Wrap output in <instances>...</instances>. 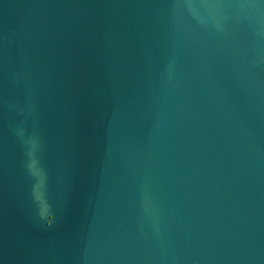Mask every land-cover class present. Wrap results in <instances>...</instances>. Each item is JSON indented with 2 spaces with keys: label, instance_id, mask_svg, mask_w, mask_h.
I'll use <instances>...</instances> for the list:
<instances>
[{
  "label": "water",
  "instance_id": "obj_1",
  "mask_svg": "<svg viewBox=\"0 0 264 264\" xmlns=\"http://www.w3.org/2000/svg\"><path fill=\"white\" fill-rule=\"evenodd\" d=\"M0 264H264V0H0Z\"/></svg>",
  "mask_w": 264,
  "mask_h": 264
}]
</instances>
